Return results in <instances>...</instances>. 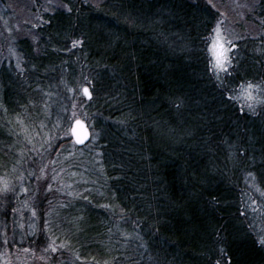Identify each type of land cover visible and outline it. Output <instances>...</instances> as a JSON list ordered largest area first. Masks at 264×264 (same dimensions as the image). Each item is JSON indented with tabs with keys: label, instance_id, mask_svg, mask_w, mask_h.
<instances>
[{
	"label": "trees",
	"instance_id": "1",
	"mask_svg": "<svg viewBox=\"0 0 264 264\" xmlns=\"http://www.w3.org/2000/svg\"><path fill=\"white\" fill-rule=\"evenodd\" d=\"M9 1L41 13L23 28L36 45L18 41L26 76L0 69L8 111H33V85L59 88L66 71L87 80L82 100L101 116L104 183L80 203L107 227L73 248L103 264H264V0ZM224 16L236 38L218 72L209 37ZM10 144L0 132V176Z\"/></svg>",
	"mask_w": 264,
	"mask_h": 264
},
{
	"label": "rangeland",
	"instance_id": "2",
	"mask_svg": "<svg viewBox=\"0 0 264 264\" xmlns=\"http://www.w3.org/2000/svg\"><path fill=\"white\" fill-rule=\"evenodd\" d=\"M33 1L46 10L52 5L59 6L56 0ZM10 3L0 0V69L7 68L26 76L29 65L18 41L30 38L36 45L37 38L26 36L28 33L23 28L37 27L41 10L28 14L22 7L19 9L17 4ZM233 8L236 10L239 6ZM223 18L209 37L211 66L218 72L224 70L217 66L213 46L220 50L219 37L228 49V63L224 65L227 69L236 38L232 27L236 19L230 22L226 16ZM34 70L30 68L29 73ZM65 72L58 73L59 88L33 85V91L41 97L40 101L31 103L33 111L28 105L21 113L8 111L5 88L0 89V132L13 149V154L6 159L8 176H0V197L12 193L10 212L0 209V264H103L84 259L72 245V242L75 245L85 242L92 235L97 238L104 234L107 224L106 219L97 220L98 211L84 208L80 203L91 202L87 192L99 193L102 191L100 182L104 183L99 173L106 171L101 159L106 148L100 147L102 132L95 126L101 116L93 110L88 112L90 106L83 101L86 98L82 88L88 86L87 80L77 81L76 77V82L70 84ZM258 93L256 86H246L242 96L249 98L250 94V101H254ZM22 100L24 98L19 97L9 101L20 106ZM79 118L87 123L90 131V139L83 146H78L71 135L72 122ZM30 188H34L31 196L25 191ZM22 198L26 205L18 210V201ZM101 247L106 249L107 243L101 241Z\"/></svg>",
	"mask_w": 264,
	"mask_h": 264
},
{
	"label": "water",
	"instance_id": "3",
	"mask_svg": "<svg viewBox=\"0 0 264 264\" xmlns=\"http://www.w3.org/2000/svg\"><path fill=\"white\" fill-rule=\"evenodd\" d=\"M85 88H87L91 92V90L88 86H84L82 88V93L87 99H90L92 97V93H91V97L89 98V96L86 95L84 92ZM85 133H86V135H85ZM71 135H72L74 142L78 146H83L90 139V131H89L87 123L80 118L75 119L71 125ZM78 135L82 139V142H80V139H78Z\"/></svg>",
	"mask_w": 264,
	"mask_h": 264
},
{
	"label": "snow or ice",
	"instance_id": "4",
	"mask_svg": "<svg viewBox=\"0 0 264 264\" xmlns=\"http://www.w3.org/2000/svg\"><path fill=\"white\" fill-rule=\"evenodd\" d=\"M219 31L220 30L217 29V33H219ZM218 42H219V49H220L219 51L216 50V45L213 46L214 52L216 54L217 66L220 67L222 70H226L224 68V65L226 63H228V57H227L228 49L224 47V44L222 41H219V37H218ZM76 43H78V42H76ZM73 46L75 47V43L73 44ZM251 87H252V85L249 84V88H251ZM84 92L86 95L89 96V98L91 97V92L87 88L84 89ZM249 99H251L250 94H249ZM85 135H86V133H85ZM78 139H80V142H82V139L79 137V135H78ZM25 191H27V190H25ZM261 243H264V240H262Z\"/></svg>",
	"mask_w": 264,
	"mask_h": 264
}]
</instances>
